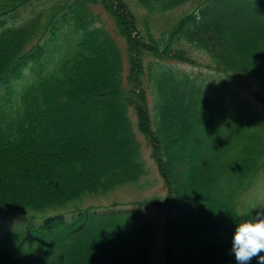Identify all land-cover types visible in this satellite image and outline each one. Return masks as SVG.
Returning <instances> with one entry per match:
<instances>
[{"label": "trees", "instance_id": "trees-1", "mask_svg": "<svg viewBox=\"0 0 264 264\" xmlns=\"http://www.w3.org/2000/svg\"><path fill=\"white\" fill-rule=\"evenodd\" d=\"M136 1L145 12L142 30L123 0H61L43 10L45 0H0V209L44 214L77 208L137 179L143 165L129 115L133 107L139 131L155 145L176 208V225L169 230L167 245L169 264H240L232 251L235 228L241 219L256 214H238L235 192L261 167L264 125L247 128V120L253 118L244 113L250 108L237 90H213L215 82L209 75L197 78L158 62L145 66L143 59L147 55L157 61L170 58L195 65V50L210 61L218 80H249L264 91V0ZM187 3L200 5L156 39L151 25L156 17ZM96 7L113 16L115 30L127 45L128 86H123L125 65L114 39L104 24H96L102 22ZM62 40L77 47L55 66V56L66 49ZM103 57L113 63L114 83L87 82L84 74ZM144 77L155 89L151 90L152 111L147 90H136ZM78 101L82 109L75 107ZM116 107L129 133L132 172L117 165L113 153L96 169L97 162L90 166L75 161L76 136L86 135L97 143V128L99 135L113 141L110 114H117L112 110ZM179 117L185 130L179 134L182 140L191 139L194 153L196 171L191 177L165 162L160 124L170 120L179 125ZM207 194L220 212L203 210L201 201ZM183 205L193 208H182V217L179 206ZM71 229L72 233L51 237L48 243L37 235L17 236L0 248V264L149 263L153 230L145 213L98 221L87 218ZM204 230L210 234L208 239L193 253L185 252V246L191 248ZM34 239L46 246L37 261L31 260L33 245L27 244ZM259 256L247 264H259Z\"/></svg>", "mask_w": 264, "mask_h": 264}, {"label": "rangeland", "instance_id": "rangeland-1", "mask_svg": "<svg viewBox=\"0 0 264 264\" xmlns=\"http://www.w3.org/2000/svg\"><path fill=\"white\" fill-rule=\"evenodd\" d=\"M59 1L61 0H45V3H44L45 5L42 4L41 6L42 8L40 9L41 10L47 9L52 4L59 2ZM123 1L125 2L129 11L136 14V17L138 20V26L139 24L141 26V22L143 18L145 17V12L142 9H139L136 0H123ZM47 2H51V3H49L48 5ZM199 5L200 3L197 5L187 3L179 8L174 9L173 11L162 12L159 16L156 17L155 22L151 23L153 30H154L155 38L156 39L162 38L168 28H170L174 24H177L178 21L180 22L183 18L186 17V15L193 14ZM93 9L95 10V13L99 15L102 21L101 23L96 21V24L97 25L100 24L101 27L104 24V26L107 29H109L110 37L111 38L115 37L113 41L118 47L120 54L122 55V59L124 63L126 58H128L127 56L128 48L126 47L123 40L121 39L122 37L115 30V22H114L113 16L110 15L108 12H106L103 8L96 7ZM71 31L73 32V30ZM142 36L143 34L142 32H140V37L139 35L137 36L139 39L138 41L142 39L141 38ZM66 42L68 44V47L65 43V40H62L60 42L62 48L64 49V47H67V52L73 53L76 50L77 43L72 44L73 41H71V43H69L68 41ZM65 52L66 51L64 50L62 51V53L57 54V60H59L62 55L65 56L66 55ZM192 55L193 57H195V59L198 62L196 64V70L198 71V73L209 72L210 69L208 66L210 64V61L206 58V56H204L203 54L195 50H193ZM137 58L142 60L141 56H137ZM178 61H179L178 59L164 58L163 62H160V61H157L156 58L154 59L153 57H148L146 55V57L143 59V64L145 66L147 65L151 66L154 62H158V63L165 62V63L173 64L175 68L179 67L180 69H182L185 67H190V65L185 64V63L182 64V63H179ZM127 64H129L128 61L126 62V66ZM111 69H113L112 61L110 63V59L103 57L100 59L99 63L94 67V69H92L88 73L86 72V74H84L83 77L85 78L87 82L89 81L91 82L93 81V79L94 80L96 79L99 85H107L109 83H114L115 81V78H113L110 75ZM158 79L159 81L160 80L162 81V79L160 78ZM241 81L243 82V85L237 92V96L248 102L247 105L250 108V110L257 109L261 113L260 115L262 116L261 117L262 122H264V91H262V89H260L257 85H255L252 81H249V80H241ZM249 84L251 85V87ZM142 85L146 86L147 84L144 81ZM225 87L231 90L232 85L229 82H227L225 83ZM139 89L142 90V86H139ZM213 90H216V89L214 88ZM248 90H253V91L249 92ZM75 107L79 109L83 108V106H81L80 104V101L75 103ZM118 109L117 107L115 109H112L117 114L115 115L110 114L109 133L112 134L111 136L113 137V141L108 140L107 136L105 137V136L99 135V133H101V130L97 128H95V131H94V134L96 135L98 139L97 143H93L89 139V137H87L86 135L76 136L75 139L72 141L73 144L74 143L76 144V146L72 147V157L75 161L77 162L85 161L90 166L92 165V163L95 164V162H97L96 165H94L96 169L99 166V163H101V160L103 159L108 160L109 154L113 153L112 155L115 159L113 160L116 162L117 165H120V166L125 165V167L127 166L125 170L127 171L132 170L134 161L129 157V154H128V151L131 148V143L129 141L130 139H128L129 133L125 125V122L121 114L119 113ZM178 120L180 122L179 124L180 127L179 125H177L176 122H172L170 120L162 121L160 124L161 132H162L161 141L164 143V146L167 149V159H165V162L166 161L168 162L169 160L170 167L175 169L177 173L184 175V177L186 175L191 177L193 172L196 171L194 153L192 152L190 148L192 146L191 139L190 138L187 139L186 137L187 140H182L183 135L182 134L180 135L179 131L180 133H182V132H185V130H182L183 123H181V117H179ZM249 124L247 126H249ZM74 126H72L73 133H75V130H76V126L75 127ZM147 132L148 133L150 132L149 129L147 130ZM152 136L154 137L153 134ZM139 140L142 144L143 157L146 161V166L149 165L150 167V169L147 167L148 170H150L149 171L150 175L148 173L147 176H145L147 178H144L142 181L138 182L137 184H134L131 186H124L122 189H120L119 191L115 193H111L102 198L100 197V199H97V200H91L89 204H93L94 206L113 204L112 207H109L110 209H121L122 207L132 205L133 202L134 203L135 202L136 203L137 202H147L152 199L153 200L156 199V197L165 199L168 196L170 189L166 185L165 181L161 178L158 168L155 165L156 162L154 160V153H153L152 145L142 135H139ZM187 141L189 142V144ZM104 144H105V147H104ZM79 172L81 175L83 174L82 170H80ZM179 193L181 194L180 189H179ZM207 195L206 197L204 196L203 197L204 200L201 201V207L203 208V210L213 209L217 212H220L219 207L215 205V202L213 204V198ZM201 207H199L198 210ZM182 208L188 211V208H193V206L191 205H183V207L179 206V211L181 212V216L183 217L184 211ZM160 209L161 210L150 208V216H151V219L153 220V223L156 226V239H155L156 246H154V249H153V252L150 258V262H149L150 264H167L166 261L164 260V257H165L164 239H165V233H166V228L168 224L166 221V215H168L171 218L173 214V209L168 205L165 208L160 207ZM190 213L196 214L194 210H191ZM224 214L228 215L226 213ZM215 215H217V213ZM186 217L184 218V222L186 221ZM222 217L224 216H222L221 214V218ZM225 218L226 217H224V219ZM205 232H206L205 230L201 231L202 234L199 235L196 240H194V243L191 246V248H189L188 245H186L185 252L193 253L196 248L200 247L203 244V242H205L208 239V236L210 235L209 233H205Z\"/></svg>", "mask_w": 264, "mask_h": 264}, {"label": "clouds", "instance_id": "clouds-1", "mask_svg": "<svg viewBox=\"0 0 264 264\" xmlns=\"http://www.w3.org/2000/svg\"><path fill=\"white\" fill-rule=\"evenodd\" d=\"M232 251L240 264H247L264 251V211L237 223ZM259 264H264V256H259Z\"/></svg>", "mask_w": 264, "mask_h": 264}]
</instances>
